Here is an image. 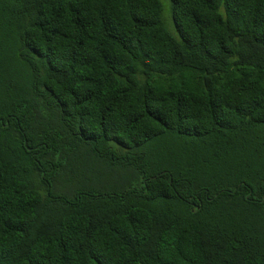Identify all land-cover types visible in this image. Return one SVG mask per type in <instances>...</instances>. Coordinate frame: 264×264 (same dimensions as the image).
<instances>
[{
	"label": "trees",
	"instance_id": "16d2710c",
	"mask_svg": "<svg viewBox=\"0 0 264 264\" xmlns=\"http://www.w3.org/2000/svg\"><path fill=\"white\" fill-rule=\"evenodd\" d=\"M0 0V264H264V0Z\"/></svg>",
	"mask_w": 264,
	"mask_h": 264
},
{
	"label": "rangeland",
	"instance_id": "374dc122",
	"mask_svg": "<svg viewBox=\"0 0 264 264\" xmlns=\"http://www.w3.org/2000/svg\"><path fill=\"white\" fill-rule=\"evenodd\" d=\"M163 5V16L166 22V25L171 30H176L174 20H173V12H172V1L171 0H160Z\"/></svg>",
	"mask_w": 264,
	"mask_h": 264
}]
</instances>
